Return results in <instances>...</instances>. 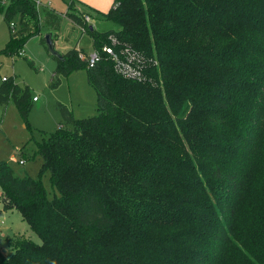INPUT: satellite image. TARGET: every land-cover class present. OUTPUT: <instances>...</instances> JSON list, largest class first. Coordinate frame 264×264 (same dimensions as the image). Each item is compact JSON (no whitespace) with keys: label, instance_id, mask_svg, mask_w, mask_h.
Listing matches in <instances>:
<instances>
[{"label":"trees","instance_id":"1","mask_svg":"<svg viewBox=\"0 0 264 264\" xmlns=\"http://www.w3.org/2000/svg\"><path fill=\"white\" fill-rule=\"evenodd\" d=\"M73 3L67 17L101 58L53 55L52 87L85 70L97 114L59 105L38 178L0 162L3 208L40 239H11L0 264H264V0H115L102 15L119 27L106 31ZM0 13L10 55L63 19L46 10L43 25L34 0H0ZM111 36L144 58L146 79L115 70ZM10 101L30 128L29 88L3 80L0 105Z\"/></svg>","mask_w":264,"mask_h":264},{"label":"rangeland","instance_id":"2","mask_svg":"<svg viewBox=\"0 0 264 264\" xmlns=\"http://www.w3.org/2000/svg\"><path fill=\"white\" fill-rule=\"evenodd\" d=\"M53 1L58 11L65 6V2L68 4L72 2V0ZM43 3H46V0H43ZM3 4H7V2L5 1ZM86 7H83V10ZM87 12L92 15L89 8ZM92 16L98 29L102 31L118 30L119 26L106 20L101 13L93 11ZM47 33L43 27L41 34L30 38L18 55L2 53L10 33L0 13V85L3 83V77L13 79L21 87L29 88L32 101L34 97L38 99L33 101L28 115L30 128L27 127L13 101H10L5 108L7 109L6 114L4 107H0V162L5 161L10 164L15 170V174L21 177L30 174L32 177L38 178L43 162L42 157L37 153L38 142L45 137L46 133L55 131L60 123H64L65 119L60 104L72 111L76 119L88 118L97 114L96 91L88 83L85 70L73 72L67 77L58 75L61 82L57 87H52L57 61L45 41ZM58 34L60 40H62V36L71 35L74 39L73 45L80 41L84 52L88 55L95 51L90 35L84 33L82 36L78 28H71L70 21L66 16L63 17ZM12 155L15 156V161L12 159ZM20 160L25 161V164H19ZM42 182L47 189L48 197L52 199L58 192L51 184L49 172L42 177ZM14 212L15 216L13 217L11 214L6 221V224H10L12 232L20 233L26 238L40 243L39 237L20 213ZM16 237L18 236L14 238ZM12 252L13 249L10 247L7 251L8 256Z\"/></svg>","mask_w":264,"mask_h":264},{"label":"crops","instance_id":"3","mask_svg":"<svg viewBox=\"0 0 264 264\" xmlns=\"http://www.w3.org/2000/svg\"><path fill=\"white\" fill-rule=\"evenodd\" d=\"M38 1H39L38 10H39L40 19H41V22L43 25H44L45 11L46 10L60 15L62 18L65 16L67 17L66 13L68 11H70V4H68L67 2H65V6L62 7V9L60 11H58V10H56V8L54 6L53 0H46V3H43V0H38ZM72 1L74 2L73 5H74L75 11L80 12L82 14V16H84V14L89 15L90 21L87 24L93 26V28H95L98 31H102V30L98 29L96 27V24L94 23V19L92 16L93 11H95L97 13L99 12L101 14L106 13L113 6V4L115 2V0H72ZM86 5H90V6L86 7ZM41 7H43V9H41ZM83 7H86V9L83 10ZM88 8H89V11L92 13V15L89 12H87ZM68 19L70 21L71 28L76 29L77 26H76L75 22L73 20H71L70 18H68ZM62 21H63V19H62ZM61 24H62V22H61ZM44 28L46 29V32L52 34V38L55 42V47L61 54H64L71 49L81 50L84 52V49H83L82 45L80 44V41H78V43L73 45L74 39H72L71 35H67L66 37L62 36V40H60V36L58 34V31H60V29L53 32V30L47 29L45 26H44ZM81 34H82V36L84 35V33H82V32H81ZM9 37H10V34H9ZM58 41H59V43H58ZM7 105H0V107H4V109H5L7 107ZM6 112H7V109H5L4 113L6 114ZM0 115H1V111H0ZM12 159L14 161L16 160L14 155H12ZM20 161H19V164H20ZM21 164H25V161ZM26 175H30V174H26ZM14 211H16V210H5L3 208L1 191H0V216L3 217V218L0 217V220L2 221V224L0 225V260H1L2 256L8 257L7 251L11 247V245L9 244L11 239H14L15 236L25 237L24 235H21L20 233L12 232L13 230H12L10 224H6V221H8V219H9L8 217L11 214H13L12 215L13 217L15 216Z\"/></svg>","mask_w":264,"mask_h":264},{"label":"built area","instance_id":"4","mask_svg":"<svg viewBox=\"0 0 264 264\" xmlns=\"http://www.w3.org/2000/svg\"><path fill=\"white\" fill-rule=\"evenodd\" d=\"M39 7V1L34 0ZM90 21L89 15H84V22L88 23ZM15 22L12 23L13 27H15ZM77 28L82 32H86V27L83 24H76ZM112 45H105L103 46V51L111 57L114 62L115 70L127 77L132 79H138L139 81L146 79L145 75L143 74L144 68V58L135 51L131 50L129 47L121 50L120 52L115 51L114 45L117 43V39L111 36ZM79 51V57L82 60H86L89 67L95 66L100 61V53L98 50H95L91 54H86L81 50ZM7 78L4 77L3 80ZM37 97L33 98V101H37ZM24 161H20L23 163ZM2 221L0 220V225Z\"/></svg>","mask_w":264,"mask_h":264},{"label":"water","instance_id":"5","mask_svg":"<svg viewBox=\"0 0 264 264\" xmlns=\"http://www.w3.org/2000/svg\"><path fill=\"white\" fill-rule=\"evenodd\" d=\"M91 29H93V26H91ZM45 41L48 45V49L49 51L54 55V56H57V57H62V54L56 49L55 47V42L52 38V34L51 33H47L46 36H45Z\"/></svg>","mask_w":264,"mask_h":264}]
</instances>
